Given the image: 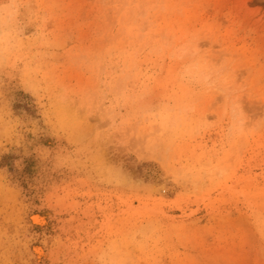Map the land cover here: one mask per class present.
<instances>
[{"label":"rangeland","instance_id":"rangeland-1","mask_svg":"<svg viewBox=\"0 0 264 264\" xmlns=\"http://www.w3.org/2000/svg\"><path fill=\"white\" fill-rule=\"evenodd\" d=\"M0 264H264V0H0Z\"/></svg>","mask_w":264,"mask_h":264},{"label":"clouds","instance_id":"clouds-1","mask_svg":"<svg viewBox=\"0 0 264 264\" xmlns=\"http://www.w3.org/2000/svg\"><path fill=\"white\" fill-rule=\"evenodd\" d=\"M186 54L187 52L183 49L177 51L178 57H183ZM214 71L219 70L209 67L205 62L195 61L185 66L184 76L185 78H190L196 81L207 80L209 75Z\"/></svg>","mask_w":264,"mask_h":264},{"label":"bare ground","instance_id":"bare-ground-1","mask_svg":"<svg viewBox=\"0 0 264 264\" xmlns=\"http://www.w3.org/2000/svg\"><path fill=\"white\" fill-rule=\"evenodd\" d=\"M38 251L41 252V249H39Z\"/></svg>","mask_w":264,"mask_h":264}]
</instances>
